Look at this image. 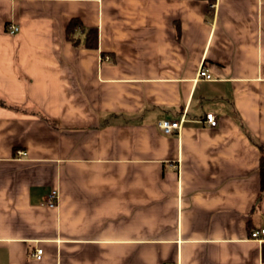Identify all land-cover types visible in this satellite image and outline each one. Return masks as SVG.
<instances>
[{"label":"crops","instance_id":"crops-1","mask_svg":"<svg viewBox=\"0 0 264 264\" xmlns=\"http://www.w3.org/2000/svg\"><path fill=\"white\" fill-rule=\"evenodd\" d=\"M259 147L264 0H0V264H264Z\"/></svg>","mask_w":264,"mask_h":264},{"label":"built area","instance_id":"built-area-1","mask_svg":"<svg viewBox=\"0 0 264 264\" xmlns=\"http://www.w3.org/2000/svg\"><path fill=\"white\" fill-rule=\"evenodd\" d=\"M17 30H18L17 26H14V25H10V26L6 27V32L8 34H14V33L17 32ZM197 77L198 78H202L204 80H209L210 79L209 74L206 72V70L203 67H200L199 70L197 71ZM182 121H183L182 118H180L177 121L159 120L156 123V126H157V128L159 129V131L162 134L169 135L173 131L179 130ZM203 122L208 127L215 126L214 115L212 113H205L204 116H203ZM18 154L23 155V152L19 151ZM47 204L49 206H53L55 204V195H54L53 192L48 196ZM249 238L252 239V240H255L257 242H261L263 240V238H264V229L250 231ZM40 255H41V250L40 249H35V251L33 253V257L36 260H38L40 258Z\"/></svg>","mask_w":264,"mask_h":264},{"label":"trees","instance_id":"trees-1","mask_svg":"<svg viewBox=\"0 0 264 264\" xmlns=\"http://www.w3.org/2000/svg\"><path fill=\"white\" fill-rule=\"evenodd\" d=\"M206 6L213 2V0H205ZM208 8V7H207ZM78 26L76 19L71 18L64 28V38L68 40L73 46L79 45L77 38L73 36V30ZM82 46L85 48L94 49L96 47V32L95 28L85 27ZM260 153L257 164V173L259 177V186L264 190V148L259 147ZM262 258L264 260V244L262 245Z\"/></svg>","mask_w":264,"mask_h":264}]
</instances>
